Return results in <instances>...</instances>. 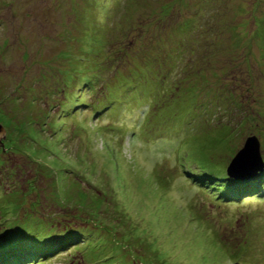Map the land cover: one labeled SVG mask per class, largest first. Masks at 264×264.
Segmentation results:
<instances>
[{"label":"rangeland","instance_id":"rangeland-1","mask_svg":"<svg viewBox=\"0 0 264 264\" xmlns=\"http://www.w3.org/2000/svg\"><path fill=\"white\" fill-rule=\"evenodd\" d=\"M258 2L0 0V250L14 231L69 239L32 264H264L262 178L227 181L249 138L264 163Z\"/></svg>","mask_w":264,"mask_h":264},{"label":"trees","instance_id":"trees-1","mask_svg":"<svg viewBox=\"0 0 264 264\" xmlns=\"http://www.w3.org/2000/svg\"><path fill=\"white\" fill-rule=\"evenodd\" d=\"M258 3H259L258 0H256V5H258ZM254 4H255V1H254ZM254 4L251 5V7H250L251 9L249 8V10H247V13H248L247 16L251 22L248 25L252 24V30L255 28L253 31V34H256V38H257L260 36L259 30L262 29V25H260L261 23L256 17V5H254ZM242 9L243 8H240V12H242ZM242 23L243 22H241V24ZM207 24L208 23H206V26H207ZM209 27H210V25L207 26V28H209ZM234 35L236 36V34H234ZM235 36H232L231 38L233 39V37H235ZM218 39H219V36H217L216 40L218 41ZM213 40H215V39H213ZM237 41L241 42V44L245 43V47L248 50V48H250L249 45H250V43H252L253 40L249 39L248 35H244L242 37L235 38L234 42L236 43ZM191 177L193 178V180L195 182H197V183L201 182V181H198L201 179L194 177V175H191ZM259 177L262 178L260 180V182H261V186L264 187V172L262 174L258 175V178ZM256 179L257 178H254L249 183L248 182H242V181L234 182V181H231L229 179L227 181L230 184H234L233 188H237V190L234 191V193H233V196H236L237 194H241L244 192L245 193L246 192L248 193L251 191L256 192V184L258 183V181H256ZM218 190L220 191L219 193L221 195H226L230 191V188H226V189L225 188H218ZM224 198L226 201H234L235 200V198L233 200L227 199L226 197H224ZM75 218H76L77 222L83 221V219H84V218H82V215L75 216ZM89 218L90 219L87 220L88 223H89V221L92 222L97 227V230L101 231L102 233L107 234L109 236V238L115 239L116 231H114V228L115 229H117V228L113 226L114 224H112L110 222H107L108 223L107 224V223H105L104 219H100V218L94 217V216H90ZM78 234L79 233H77V235ZM12 235L14 237L8 239L6 241V243L2 246L4 248L2 250H0V251L6 250V254H7V255L6 254L2 255L1 260H0V264H23V263L24 264H32V262H37L39 260L38 258H42V260H47V259H50L56 255V251H55L56 249L57 250H63V248H64V250H67V246L70 244V243H68V242H70L69 239H64V240L60 241L59 243H53L52 240L50 239V237L42 238L41 240H38V241H35L34 243H31L30 241H28L26 239V234H24L22 232H14L13 231ZM59 235L60 234H57L54 236H59ZM69 235L72 236L70 238H73V237L78 238L77 236L74 235V233H69ZM63 237H64V235H63ZM80 239L81 238H78V240H80ZM16 241L20 242V244H15L12 246V244ZM2 242H0V247H1ZM74 242H77V241H74ZM81 243H83V241H81L80 244ZM43 245H45V248L41 247ZM14 246H16L17 248L22 249V250H35V251L41 250L39 252V254L43 255V256L40 257V256L34 255L35 257H32L29 255L30 254L29 251H26L28 253H19L17 251V248ZM123 259H124V257H123ZM125 262L129 264L127 257H125ZM99 264H105V263L99 262ZM108 264H113V263H112V261H110ZM123 264H125V263L123 262Z\"/></svg>","mask_w":264,"mask_h":264},{"label":"water","instance_id":"water-1","mask_svg":"<svg viewBox=\"0 0 264 264\" xmlns=\"http://www.w3.org/2000/svg\"><path fill=\"white\" fill-rule=\"evenodd\" d=\"M0 134H3V129L1 126ZM254 144H256L254 138L247 139L245 148L237 154L227 170V175L229 178L236 181H244L252 177L254 178L257 176V174H259V172L263 171L264 163L262 162L261 156L259 155V143L257 147H254ZM253 148L255 149L253 154H251L250 151H252ZM241 152L244 153V158L240 157ZM238 160H242V162H238Z\"/></svg>","mask_w":264,"mask_h":264},{"label":"snow or ice","instance_id":"snow-or-ice-1","mask_svg":"<svg viewBox=\"0 0 264 264\" xmlns=\"http://www.w3.org/2000/svg\"><path fill=\"white\" fill-rule=\"evenodd\" d=\"M243 156H244V153L241 152V153H240V157L242 158ZM238 162H242V160H238Z\"/></svg>","mask_w":264,"mask_h":264},{"label":"clouds","instance_id":"clouds-1","mask_svg":"<svg viewBox=\"0 0 264 264\" xmlns=\"http://www.w3.org/2000/svg\"><path fill=\"white\" fill-rule=\"evenodd\" d=\"M263 162V161H262Z\"/></svg>","mask_w":264,"mask_h":264}]
</instances>
